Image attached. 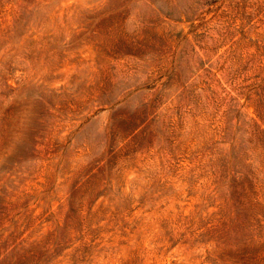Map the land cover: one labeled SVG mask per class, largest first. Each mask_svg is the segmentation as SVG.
Wrapping results in <instances>:
<instances>
[{
  "label": "rangeland",
  "instance_id": "rangeland-1",
  "mask_svg": "<svg viewBox=\"0 0 264 264\" xmlns=\"http://www.w3.org/2000/svg\"><path fill=\"white\" fill-rule=\"evenodd\" d=\"M0 264H264V0H0Z\"/></svg>",
  "mask_w": 264,
  "mask_h": 264
}]
</instances>
